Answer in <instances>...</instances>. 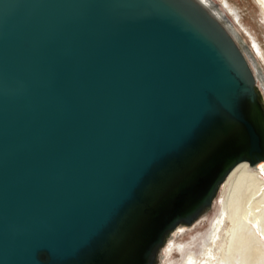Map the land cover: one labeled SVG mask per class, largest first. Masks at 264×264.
I'll list each match as a JSON object with an SVG mask.
<instances>
[{"label":"water","instance_id":"water-1","mask_svg":"<svg viewBox=\"0 0 264 264\" xmlns=\"http://www.w3.org/2000/svg\"><path fill=\"white\" fill-rule=\"evenodd\" d=\"M264 104L193 0H0V264H153Z\"/></svg>","mask_w":264,"mask_h":264},{"label":"bare ground","instance_id":"bare-ground-1","mask_svg":"<svg viewBox=\"0 0 264 264\" xmlns=\"http://www.w3.org/2000/svg\"><path fill=\"white\" fill-rule=\"evenodd\" d=\"M193 1L224 28L247 60L254 82L256 71L264 86L257 62L258 58L264 60L262 41L237 7L230 0ZM258 1L264 11V0ZM239 33L250 36L249 44ZM158 263L264 264V159L237 162L223 178L211 203L193 220L181 221L169 230L153 262Z\"/></svg>","mask_w":264,"mask_h":264},{"label":"rangeland","instance_id":"rangeland-1","mask_svg":"<svg viewBox=\"0 0 264 264\" xmlns=\"http://www.w3.org/2000/svg\"><path fill=\"white\" fill-rule=\"evenodd\" d=\"M230 2L237 7V11L240 13L241 16L243 15L247 25L251 27L252 32L257 35L262 41V46L264 49V11L262 5L259 3L258 0H230ZM246 44L250 42V36L248 37L246 34L239 33ZM264 52V51H263ZM259 60V61H258ZM258 67L262 73L263 80H264V60L258 58ZM250 61V60H249ZM252 65V63H251ZM253 69L255 70L254 66L252 65ZM256 89L260 94L262 103L264 104V86L256 73ZM164 257V250L161 253L160 261H162ZM158 263V264H159Z\"/></svg>","mask_w":264,"mask_h":264}]
</instances>
